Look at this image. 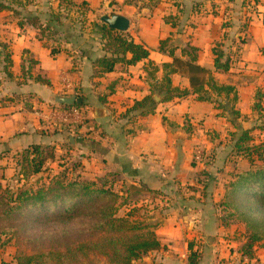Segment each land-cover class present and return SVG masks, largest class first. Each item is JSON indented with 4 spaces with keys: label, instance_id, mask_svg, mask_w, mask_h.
<instances>
[{
    "label": "crops",
    "instance_id": "0c3cea01",
    "mask_svg": "<svg viewBox=\"0 0 264 264\" xmlns=\"http://www.w3.org/2000/svg\"><path fill=\"white\" fill-rule=\"evenodd\" d=\"M73 2L79 9L87 8L83 43L78 47L74 42L66 43L63 48L67 51L57 48L55 55L44 45L45 40L39 39L37 28L27 24L21 28L17 24L19 16L0 10V42L8 44L13 76L2 78L0 72V101L6 102H0V146L17 152L31 144L50 145L55 152L75 158L73 161L84 165L93 178L112 173L128 181V188L142 186L165 193V206L174 196L170 194L177 192L172 208L156 211L152 217L161 248L148 252L135 264H189L188 242L201 253L196 264H239L230 246L225 245L216 206L232 164L214 162L228 148L232 151L233 140L242 130L254 126L257 115L252 105L257 91L263 94L264 111V27L260 16L264 4L253 8L242 5L243 0ZM56 6L53 3L54 9ZM24 7H20L22 15ZM32 9L26 11L27 16L39 17V2ZM112 14L128 20V28L120 33L148 50V56L133 64L119 63L113 71L94 76L93 62L103 51L102 41L91 31L92 24H103L100 17ZM247 16L250 19L243 27ZM161 40H168L163 51L158 49ZM216 43L222 44L230 58L226 71L214 68L212 49ZM192 56L195 64L209 71V81L234 87L235 103L232 94L213 92L208 100H198L188 76L177 72L170 74L171 85L188 90V95L162 101V95L154 89L163 76L162 65L171 63L174 57L189 61ZM130 58L127 53L126 59ZM36 76L48 84L35 81ZM29 79L38 94L51 97L53 102L56 96L80 97L85 125L49 135L42 132L33 116L21 111L20 101L9 100L13 93L26 91ZM17 82L18 87L11 88ZM204 89L209 90L207 85ZM148 95L159 99L154 100L157 104L153 113L141 116L132 107ZM229 107L238 115H231ZM251 135L262 139L264 131L252 130ZM197 147L211 148V163L192 160ZM240 162L246 169L247 165ZM221 170L228 171L219 176Z\"/></svg>",
    "mask_w": 264,
    "mask_h": 264
},
{
    "label": "trees",
    "instance_id": "16d2710c",
    "mask_svg": "<svg viewBox=\"0 0 264 264\" xmlns=\"http://www.w3.org/2000/svg\"><path fill=\"white\" fill-rule=\"evenodd\" d=\"M23 1L0 0V10L12 11L14 15L19 16L17 24L21 28L25 24L37 28L39 39L45 40L44 45L50 49L51 55L57 54L59 50L50 47L47 40L57 34L62 26L61 19L66 18L68 14L64 15L59 10L58 13L52 11L48 19L42 22L38 16L20 13ZM262 3L264 4V0H243L242 5L254 8ZM62 6L66 11H70L72 7L79 9L73 0H57L55 9H61ZM85 11L87 8L80 9V17L84 20ZM248 11L251 12V9ZM255 13H258L256 9ZM260 13L264 27V12ZM249 19L247 16L243 27ZM91 31L102 41L103 51V55L93 62L94 76L113 71L119 63L133 64L148 56V50L135 44L126 34L112 30L105 24L94 23ZM84 33L82 30L76 35L77 40L83 39ZM167 41L159 42V51H163ZM212 50L214 68L228 70L230 58L222 49V44L216 43ZM191 51L195 49L192 48ZM127 53L131 54L130 59H126ZM0 56L3 63L0 72L5 78L12 79V73L9 71L12 62L8 44L4 42H0ZM194 60V56L189 61L174 57L171 63L162 65L164 72L161 81L154 84V89L163 97L162 101L180 99L188 95V90L171 85L170 74L177 72L188 76L190 89L192 93L197 94L198 100H208L209 93L213 92L216 95L232 94L231 101L235 103L234 87L209 81L206 78L209 71L195 64ZM22 73L26 76L24 70ZM34 80L48 84L47 80L39 76L34 77ZM204 85H207L209 90L204 89ZM254 98L252 110L257 115L256 122L252 128L242 130L234 138L232 148L236 161H243L247 168L239 169L237 163L232 165L233 170L228 172L230 178L224 184V193L218 204L228 211V215H236L239 221L252 230L241 248L242 256L239 261L242 264L253 260L254 243L264 236V138L256 140L251 135L252 130L264 131V111L261 105L263 94L257 91ZM156 104L152 95H148L135 102L132 110L146 116L154 112ZM49 106L61 109L75 107L83 112L82 103L68 106L53 102ZM219 107L223 111L227 110V107L225 109L222 105ZM229 108L231 115H238L233 107ZM69 127L74 126L66 124L56 127V131ZM54 155V148L50 145L31 144L19 151L15 158L18 167L17 179L24 181V184L15 190L8 187L4 189L0 178V223L10 220L15 222L11 226L0 228V234L5 237L4 242L15 237L17 241L35 245L45 242L50 244L48 248H38L30 253L17 252L14 255L16 264H99L100 258H104L106 264H135L148 252L161 248L154 233L155 224L130 219L127 214H117L116 203L120 195L112 190V180L115 178L112 173L97 176L95 182L88 183L72 177L54 176L46 185L35 189L25 185L30 178L44 170ZM128 189L131 193L136 192V195L141 192H158L142 186H130ZM187 248L189 264H196L201 253L198 249H193L191 242H188Z\"/></svg>",
    "mask_w": 264,
    "mask_h": 264
},
{
    "label": "rangeland",
    "instance_id": "374dc122",
    "mask_svg": "<svg viewBox=\"0 0 264 264\" xmlns=\"http://www.w3.org/2000/svg\"><path fill=\"white\" fill-rule=\"evenodd\" d=\"M39 2L40 5V20L44 22L48 19L49 14L54 11L58 13V10L62 12L64 15L68 14V16L64 19H61L62 26L59 28L57 34L52 35V39L47 40V44L54 48H60V50L65 51L63 47L66 43L74 42L75 45L80 46L83 43V39H79L76 37L82 30L85 31V27L83 22L85 21L83 17H80V9H76L72 7L70 11L63 10V6L61 9H54L52 7L53 3L57 4V0H24L23 5L25 6L23 11L26 14V11H30L34 4ZM65 7V6H64ZM33 10V9H32ZM67 51V50H66ZM72 51V50H71ZM68 52L69 56L70 52ZM3 78V74L1 75ZM30 80V79H29ZM1 81V80H0ZM21 82V81H20ZM20 82H17L15 85L14 83L11 85L14 88H17ZM22 83V82H21ZM25 84V83H24ZM23 93H13L12 97L9 98L11 102L20 101V107L23 108L21 111H25L31 116H33L34 120H36L39 128L42 132L46 133L47 135L51 134V132L56 131V127L48 124V121H45L42 117V113H48L52 108L49 105L53 103L52 98L45 96V94L41 93L38 94L36 89V85L34 82L30 80L27 84ZM25 86V85H24ZM8 90L10 91V86L8 85ZM29 90V91H28ZM41 90V89H40ZM1 102V101H0ZM6 102H1V104H5ZM3 107H7L6 105ZM24 112V113H25ZM26 116V115H24ZM69 125V124H68ZM71 126V125H70ZM209 150L200 149L201 154L203 155L201 164L211 163L212 154ZM19 151L17 152H9L6 150V146H0V178H1V185L5 189L8 187L10 190H15L20 185L24 184V181H20L17 179V165L15 164V158ZM225 153L222 152L219 161L214 162V164H236L239 169L245 167L242 162H237V158L235 157L234 153L230 151L228 148ZM194 154V150L192 153V157ZM72 157L69 156L68 153H59L55 152L54 158L52 162H49L45 165L44 170L39 174L33 176L29 179V181L25 184L32 188H37L41 185H46L51 178L54 176H66L67 178L72 177L74 179H78L82 182H95L96 177L93 178V175L84 168L82 164H76L75 158L71 159ZM193 160V159H192ZM84 168V169H83ZM228 171V170H227ZM227 171L221 170V173H226ZM19 180V181H18ZM121 178H114L112 180V190L118 192L120 198L117 200L116 206L117 214L119 216H124L125 214L129 215L130 219L142 220L149 224H154V213L156 211H162L161 209H171L177 196V192H174L173 197H170L171 200L166 201L167 206L164 205L165 199L168 196L162 192H154V193H146L141 192L140 194L136 195V192H128L127 186L128 184L122 180ZM218 189V188H217ZM177 191V190H176ZM217 191V190H216ZM224 193H221V196ZM127 194V195H126ZM180 194V193H179ZM219 200L216 202L217 210H218V220L221 226L223 227V238L226 242L225 245L230 250V253L235 258H240L242 255L241 248L243 243L250 237L251 228H249L245 223L239 221L236 218V215H228L227 212L223 207L219 206ZM228 215V217H227ZM222 218V220L220 219ZM180 219V218H179ZM227 222V223H225ZM15 224L14 221H8L4 223H0V228L11 226ZM5 237L0 234V264H16L14 260V255L17 252L23 253H30L38 248H48L50 244L40 243L35 245L30 242L25 241H17L15 237L10 238L6 242H4ZM237 259V260H238ZM241 262L239 261V264ZM99 264H106V260L104 258L99 259ZM238 264V262H237ZM242 264V263H241ZM247 264H264V236L258 241L254 243L253 247V260L251 262L248 261Z\"/></svg>",
    "mask_w": 264,
    "mask_h": 264
},
{
    "label": "built area",
    "instance_id": "2783aa9c",
    "mask_svg": "<svg viewBox=\"0 0 264 264\" xmlns=\"http://www.w3.org/2000/svg\"><path fill=\"white\" fill-rule=\"evenodd\" d=\"M51 110L46 114L42 113V117L48 124L53 127H62L66 124L76 126H84L86 123V118L79 109L72 107L68 109H61L58 107L50 108ZM203 155L199 147L194 149L193 161L200 162ZM245 260V258H244Z\"/></svg>",
    "mask_w": 264,
    "mask_h": 264
},
{
    "label": "water",
    "instance_id": "95a60500",
    "mask_svg": "<svg viewBox=\"0 0 264 264\" xmlns=\"http://www.w3.org/2000/svg\"><path fill=\"white\" fill-rule=\"evenodd\" d=\"M100 20L103 24H105L108 28L112 30H116L119 32H123L128 28V20L118 14H112V15H102L100 17ZM158 96H154V100H158ZM82 102V99L77 96H56L54 98V103L61 104V105H68L73 106L75 104H79ZM72 141V139H70Z\"/></svg>",
    "mask_w": 264,
    "mask_h": 264
}]
</instances>
